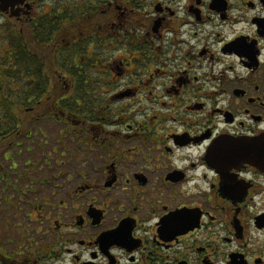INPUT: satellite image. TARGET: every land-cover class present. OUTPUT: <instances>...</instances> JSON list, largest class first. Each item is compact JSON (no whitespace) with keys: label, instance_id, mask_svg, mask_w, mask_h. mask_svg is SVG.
Here are the masks:
<instances>
[{"label":"flooded vegetation","instance_id":"flooded-vegetation-1","mask_svg":"<svg viewBox=\"0 0 264 264\" xmlns=\"http://www.w3.org/2000/svg\"><path fill=\"white\" fill-rule=\"evenodd\" d=\"M0 18V62L23 46L42 64L24 80L51 102L24 110L74 144L46 177L16 174L21 199L49 193L20 200L37 236L0 264H264V0H23Z\"/></svg>","mask_w":264,"mask_h":264},{"label":"rangeland","instance_id":"rangeland-1","mask_svg":"<svg viewBox=\"0 0 264 264\" xmlns=\"http://www.w3.org/2000/svg\"><path fill=\"white\" fill-rule=\"evenodd\" d=\"M2 22L3 19L0 18V25ZM3 31V28H1L0 36ZM1 50L0 39V52ZM31 116H34V114H31ZM30 125L29 128L32 130V135L28 137L25 134L20 137L13 136L17 137L19 145L14 144L10 147L7 142L5 145L7 151L17 155L12 158L16 163L15 168H13L14 164L10 160L6 159L7 161L3 160V162H0L10 172L12 182H16V174L22 172L24 163L27 161L34 164L29 177L39 179L46 177L49 171H53L54 168H57V165L61 164V156L66 155L65 151L74 153L72 141L59 136L63 124L53 122L50 119H40L33 121ZM2 152L3 150H1V154ZM10 167L13 169H10ZM23 184L28 185L29 183L18 180L13 185L5 187L4 183L0 181V244L8 251L16 250L17 243L20 240L22 242V240L37 236L34 232L36 226L33 224L29 225L28 218L25 216V214H28L30 206H25V202L22 201V203L20 200L28 199L31 201L32 198L37 201L49 193L46 185L38 183L33 185L36 194L21 199L19 193L22 190L25 191ZM55 193H59V191L55 190ZM40 231H43V228H40Z\"/></svg>","mask_w":264,"mask_h":264},{"label":"trees","instance_id":"trees-1","mask_svg":"<svg viewBox=\"0 0 264 264\" xmlns=\"http://www.w3.org/2000/svg\"><path fill=\"white\" fill-rule=\"evenodd\" d=\"M63 19L56 20L54 28L56 29ZM37 34L34 36L36 42H47L48 20L44 19L34 27ZM33 43L34 41H29ZM28 43V42H27ZM33 50L25 47H14L6 60L0 62V140L4 135L9 138L15 136L16 130L25 129L27 123L35 121L30 113H26L24 108L34 106L35 102H40L41 106H48V99L42 98L43 88L39 86L44 80L40 77V72H32V68L42 67L39 58L33 54ZM7 67V69H5ZM39 76L37 85L36 81L31 79L25 81L24 77ZM22 77V78H21ZM39 91L37 98H31V92ZM56 98V96H55ZM48 114L39 112V119H44ZM11 137L15 139L16 137ZM1 153V150H0ZM3 153V152H2Z\"/></svg>","mask_w":264,"mask_h":264},{"label":"water","instance_id":"water-1","mask_svg":"<svg viewBox=\"0 0 264 264\" xmlns=\"http://www.w3.org/2000/svg\"><path fill=\"white\" fill-rule=\"evenodd\" d=\"M23 0H0L1 6L4 8L14 6L15 4L22 3Z\"/></svg>","mask_w":264,"mask_h":264}]
</instances>
